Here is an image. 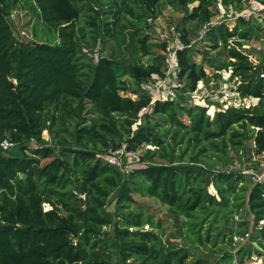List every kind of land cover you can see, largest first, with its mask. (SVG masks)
<instances>
[{"label": "trees", "instance_id": "obj_1", "mask_svg": "<svg viewBox=\"0 0 264 264\" xmlns=\"http://www.w3.org/2000/svg\"><path fill=\"white\" fill-rule=\"evenodd\" d=\"M21 1L0 0V264H200L190 247L161 244L152 216L132 207L135 191L167 204L191 240L228 244L215 264H245L254 253L264 255L254 244L264 249V181L243 169L217 168L232 151L238 161L241 154H264V59L255 63L243 49L259 39L264 22L238 16L232 29L226 22L212 24L219 4L228 15L230 9L244 11L249 0H172L184 10V25H207L209 46L226 50V59L216 64L210 57L215 72L207 73L191 58L184 26L185 47L177 51L182 87L176 99L166 100H153L142 88L163 72L164 56L149 64L106 56L94 62L81 46L86 33L77 21L83 11L95 41H126L125 27L117 26L120 15L149 17L134 7L136 0L109 9L95 8L97 0H33L54 35L46 42L16 35L11 15ZM138 1L156 17L161 0ZM139 36L147 53L149 34ZM160 46L165 50L167 43ZM229 68L231 80L238 78L236 90L258 97L256 105L224 108L214 101L220 110L211 115L212 102L191 103L199 82L214 81L218 88L220 71ZM141 114L144 123L133 129ZM46 130L55 132L53 142L45 139ZM123 132L128 149L142 150V165L125 174L103 158L122 147L116 139ZM5 139L14 144L10 150L1 147ZM247 234L249 244L233 253L241 243L235 236Z\"/></svg>", "mask_w": 264, "mask_h": 264}, {"label": "rangeland", "instance_id": "obj_2", "mask_svg": "<svg viewBox=\"0 0 264 264\" xmlns=\"http://www.w3.org/2000/svg\"><path fill=\"white\" fill-rule=\"evenodd\" d=\"M128 1L131 2V0ZM255 1L257 2V0ZM120 2L121 0H97L93 3V5L97 9L101 6H104V9H109L108 6L110 4H120ZM133 4L136 9L140 10L141 14L149 17L138 18L125 12L120 15V20L117 26L125 27V34L127 36L126 41H123L122 36L119 38L109 36L104 38L98 37V39L95 41L92 35L93 30L87 22L88 16L86 15V11H83L77 21V24L79 26H83L85 29L86 40L81 46L83 51L87 53V56L92 61L97 62L100 57L106 56L115 57L121 61H127L131 63L149 64L153 62L157 56H164V63H166L165 50L160 46L162 43H164V40L161 39V34L167 38V45L169 44L173 47V49H176V42H174V39L176 38V34L178 32H182L184 26L190 29L189 37L191 39V44L189 47L191 58L196 63L204 64L207 73L212 74L215 72V69L208 65V60L210 57L215 61L216 64H221L226 59V50L223 48L212 49L209 46V42L207 41L206 37V30L208 29L207 25L198 26L195 23H187L184 25V10L172 3V0H161L159 6L156 9V17L147 13L146 10L145 12L142 4L138 0L134 1ZM196 5H198V2L192 3L190 8L192 9ZM245 7V11L247 12L245 15L247 18L251 17L252 21L259 25L264 22V11L262 10L264 6L255 4L252 2V0H250V2L245 5ZM11 17L16 29L15 33L20 40L32 41L36 39L45 42L54 40V35L50 32L46 23L41 19L40 14L33 3V0H22L19 3L18 8L13 11ZM100 21H102V17ZM223 22H226L230 29H232L237 24V17L235 15L223 17V15L218 12V15L213 18L212 24L219 25ZM147 23H149L150 26H148ZM142 33L149 34V50L147 53L142 50L140 46L141 43L137 41V38H139V35ZM131 34L135 35V41L133 43H130L129 41ZM183 44L185 45L184 42ZM243 49L245 53L250 56V59L255 63L263 60L264 30L259 34V39H253L251 42L246 44ZM225 70L228 69H223L220 71L223 81L221 80L218 82V88H213L215 85L214 81H212L209 86L205 85L204 82H200L197 87L200 89V97L197 98L199 102L206 106H209L211 102L213 103L208 111V113L211 115L215 113V107H218L214 101L223 105V103L226 102V94L230 95L229 100H233L235 97L233 92L235 91L234 88H236L237 85L234 79L231 80L232 73L227 79L224 78ZM127 95H132V93H128ZM133 97L136 98V95ZM90 116L94 117V114H90ZM144 121V117L141 114V117L133 126V129H136L137 126L140 123H144ZM185 121L189 122V119L185 118ZM58 125L59 123H55L54 126L57 128ZM123 133L124 135L117 138L116 142H121L122 146L124 147L126 146L124 139L126 138L127 134L126 132ZM53 135H55V132H50L48 130L44 131L45 139L52 142L54 141ZM60 135L69 137L66 132H62ZM28 146L35 148L36 144L34 142H30L28 143ZM250 155L241 154V160L238 161L237 154L232 151L230 153V158L226 162V165L220 164L217 166V168H225L229 170L243 169L244 173H246L252 179L256 178L264 181V154L255 155L254 152H252ZM103 158L118 165L124 174L127 172L125 166L129 162L126 160H122L117 156L107 153L103 155ZM138 166L140 165L136 164L132 167L129 166V169L131 170ZM132 195L135 199V203L132 204V207L143 212L144 215H151L154 219V230L158 233L160 242L163 246L174 245L178 247H190L191 257L193 256L194 259H201L202 261L200 264H215L219 257L222 256V251L224 252V250L228 247V244L224 245L221 239L217 242V245H214L212 241L205 243V239H201V241L198 239L191 240L183 230V219L180 218V220H178L175 218V216H173L169 211V206L167 204L155 197L140 193L139 191L133 192ZM48 208H50V206L45 204V209ZM108 208L111 212L115 211L114 196H111L109 199ZM238 218L239 216L236 217V219ZM250 219H252V216H250ZM235 227L237 228V226ZM145 229L150 230L153 228L151 225H146ZM234 240H241V243L237 244V246L233 249V253H235L240 248V246L249 244L250 237L249 234H247V236L244 238L236 235ZM225 246L227 247L224 248ZM220 248L222 250H220ZM228 249H230V247ZM237 260H234V264H238ZM245 264H264V255H258L254 253L251 257L245 259Z\"/></svg>", "mask_w": 264, "mask_h": 264}, {"label": "built area", "instance_id": "obj_3", "mask_svg": "<svg viewBox=\"0 0 264 264\" xmlns=\"http://www.w3.org/2000/svg\"><path fill=\"white\" fill-rule=\"evenodd\" d=\"M252 2L255 4H259L255 0H252ZM219 9L223 17H227L229 15H235L236 17L242 16V17L247 18L245 15V13L247 12L245 10L241 12H234L233 9H230L227 15V10L223 5L219 4ZM161 39L164 40V42H167V38H165L163 34H161ZM174 42H176V47H175L176 49H173V47L170 46L169 44L167 45L165 49L166 63H164L163 72L153 74L149 79H147L146 81L142 83V88L152 97L153 100H156V99L166 100L169 98L176 99L178 97L177 88L182 87V82L180 80L181 67L179 64V58H178L177 51L179 49H183L185 45L183 44L180 32L176 34V38L174 39ZM232 72L233 70L231 68H229L228 70H225L224 78L227 79ZM262 76H264V74H262ZM237 79L238 78L236 77L234 80H237ZM234 90L235 91L233 92V94L235 97L233 100H229L230 95L226 94V99H225L226 102L223 103L224 108H228L230 106L251 107L252 105H256L259 101L258 97H253V96L243 97L241 96L240 92L236 90V88H234ZM199 91L200 89L197 88L191 93V103L195 105H202L197 99L198 97H200ZM202 106H206V105H202ZM13 145L14 144L8 139H5L1 143V147L4 150H10L13 147ZM148 147L155 148L152 145H148ZM141 153H142L141 149L132 150V149H128L126 146L124 147L122 146L117 149H111L107 154H112L114 156H117L118 158H121L122 160H126L127 162H129L125 166V169L129 171L130 170L129 166L132 167V166H135L136 164L140 166L142 165ZM129 164H133V165H129Z\"/></svg>", "mask_w": 264, "mask_h": 264}, {"label": "water", "instance_id": "obj_4", "mask_svg": "<svg viewBox=\"0 0 264 264\" xmlns=\"http://www.w3.org/2000/svg\"><path fill=\"white\" fill-rule=\"evenodd\" d=\"M219 110H220L219 107H215V111H219ZM254 244L264 252V249L262 247H260L257 242H254Z\"/></svg>", "mask_w": 264, "mask_h": 264}]
</instances>
